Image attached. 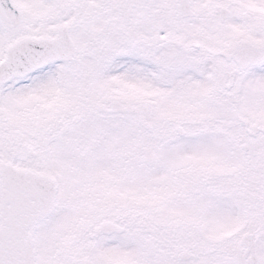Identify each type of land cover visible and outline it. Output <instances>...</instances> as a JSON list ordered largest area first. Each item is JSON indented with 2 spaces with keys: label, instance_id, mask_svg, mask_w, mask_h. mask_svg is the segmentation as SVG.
<instances>
[{
  "label": "snow or ice",
  "instance_id": "1",
  "mask_svg": "<svg viewBox=\"0 0 264 264\" xmlns=\"http://www.w3.org/2000/svg\"><path fill=\"white\" fill-rule=\"evenodd\" d=\"M0 264H264V0H0Z\"/></svg>",
  "mask_w": 264,
  "mask_h": 264
}]
</instances>
